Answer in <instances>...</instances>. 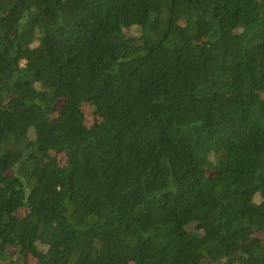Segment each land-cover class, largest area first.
<instances>
[{"label": "trees", "instance_id": "1", "mask_svg": "<svg viewBox=\"0 0 264 264\" xmlns=\"http://www.w3.org/2000/svg\"><path fill=\"white\" fill-rule=\"evenodd\" d=\"M264 264V0H0V264Z\"/></svg>", "mask_w": 264, "mask_h": 264}, {"label": "water", "instance_id": "2", "mask_svg": "<svg viewBox=\"0 0 264 264\" xmlns=\"http://www.w3.org/2000/svg\"><path fill=\"white\" fill-rule=\"evenodd\" d=\"M23 264H27V258H26V255H25V259H24Z\"/></svg>", "mask_w": 264, "mask_h": 264}]
</instances>
